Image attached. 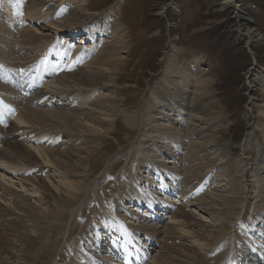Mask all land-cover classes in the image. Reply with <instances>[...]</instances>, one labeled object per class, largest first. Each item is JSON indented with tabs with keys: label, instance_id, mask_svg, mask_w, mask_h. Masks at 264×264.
<instances>
[{
	"label": "rangeland",
	"instance_id": "1",
	"mask_svg": "<svg viewBox=\"0 0 264 264\" xmlns=\"http://www.w3.org/2000/svg\"><path fill=\"white\" fill-rule=\"evenodd\" d=\"M55 1H49L46 6H51ZM87 1L86 5H82L79 8L76 4H71V6L82 10V13H84L90 21L92 18H98L100 14L104 13L107 8L117 0ZM223 1L224 0H121L117 22L119 24V34L123 35L125 41L123 45L119 42L116 43L109 35H96V39L93 43H82L81 45L80 43H76L77 39H74V42H72V40L67 41L69 44L68 47L70 49L72 48L71 60L73 61L75 60L74 57H76L73 50L76 48L82 50V48H84V52L81 53V57H83L80 59V62L78 61L75 63V65L79 66V69L83 68V71L95 67L103 68V66H101L102 63H93L96 62L94 58L105 50L108 52L109 50L119 48V51L114 54L115 56L110 58L112 64L118 63L117 69H112V72H114V80L108 84L106 89L102 88V93L100 92L101 94L104 92L111 98L116 99L115 107L111 111L110 116L104 118L101 116L103 119H108L107 121L112 131L108 135H102L101 139L100 137L93 139L95 142L98 141L104 145L103 147L98 145L99 147L97 146V149L93 147L87 150L85 148L87 146V141L76 140L68 142L67 140L70 139L69 137L65 138L64 141H57L58 143H64L61 147L53 145L52 141L49 140V144H52L49 149L65 152L67 160L72 161V164L76 163L75 166L77 169L83 166L88 170L89 163H95L96 169L91 172L93 175H90L91 178L88 180L89 184L92 183L91 185H93L104 172H106L108 176H112L113 182L110 181V183L104 182L101 184L102 191L107 195L94 201L93 204L97 205V210L100 209L98 207L99 204H109L110 196L112 195H118L123 198L125 188H129L135 191V194L139 195H142V190L152 193L155 188L149 184V179L147 178L150 174H153L150 173V170L155 173L156 168L162 173L163 177L169 176V173L177 174L174 181L171 182V180L168 179V182L173 183L174 192H169L167 188L165 190L166 194H176L181 189L183 180H187L181 179L180 175L182 171H177L178 163L182 160L181 163H184L186 166L197 167L199 170H197V168L195 169L196 174H202V171L206 168H204L205 163L200 162L203 160L199 158V155L204 152L199 153V155L196 153L192 161L184 157L190 141H187L182 136V133L179 134L176 130L171 129L177 128V122L169 123L166 121V117L170 116V118L173 117V120H176L178 117L177 113L181 114L179 116L182 118L184 124L190 123L191 116L195 114L199 117L198 119H200V122L192 119V123H196L198 128H203V126L206 127L208 124H213L212 126H214L212 136L203 138V140H211V138H213L222 141L221 143L223 144H221V148L224 149V153H226L225 155L224 153L222 154V159L223 162L230 160L231 167L229 168L237 180V185L233 190L238 193L237 201H239L243 207L239 214L234 211L230 203H228L229 205L227 203L226 205L223 203L218 204V202L208 199L209 202H207L203 196H198L201 195V193L195 195L189 194V196L192 197L189 198L193 201L198 199L196 202H202L206 207L210 206L207 207L209 210L211 207L217 209L220 206L221 208L219 207L218 209L222 212L221 216L224 217L225 220L228 216L230 218L227 219L226 224H213L212 218H207L206 211H202L195 205H191L189 208H186V210L187 212H194L190 214V217H187V221H206L203 227L199 230L198 228H194V230H198L201 237H207V242L211 241L210 239H212L213 234L216 232V234L226 232L225 234L228 238L226 243L228 255L226 256L224 264H236V261L229 257L233 256V248L234 250H240L241 253H244L243 256H239L238 254V260H236L239 264H264V236H262L264 233V207L260 209V206L264 205V102L261 100L264 92V0H233V2L222 3ZM24 7V4H22L20 9ZM3 17L4 12L0 10V34L7 39H11V43L15 45L19 39L20 32L27 33L29 37H36V33H38L39 36H52L57 34V38L61 35L50 30L39 31L41 30L39 23L33 22L35 25L27 27L26 24L23 23L24 17H22L21 14L15 15L14 20H5ZM69 22L72 21H68L64 25L69 24ZM87 22H85V24ZM72 29L74 33V30L76 31L78 28ZM246 34H250L251 38L249 39ZM63 35L65 36V32ZM75 36H72V39ZM88 36L89 35L86 34V37ZM54 41L56 40L54 39ZM58 41L59 46H67L65 45L66 42L63 41V36L60 37ZM80 46L82 47L80 48ZM102 47H104L105 50H103ZM46 52V50L45 52L42 51L40 58H35L37 64L33 63V65H27L28 70L23 69L22 71L19 69L21 67L15 69L13 66H4L1 65L0 62V67H2L6 73V80L2 78H0V80L5 81L8 85H12L11 83L15 80H23L22 78H24L27 73H33V77H28L27 81L30 80V82L34 83L35 87H39L38 83L36 84V80L38 82L40 81L41 87L39 88L52 90L46 88L45 83L46 81L54 80L57 73L54 70H50L51 68H49L47 63V65L42 63V60L45 58V55L42 54ZM51 60L54 61L56 59L51 58ZM173 61L176 62L175 66L176 64L180 66L183 64H191L192 62L195 63V70L192 75L198 76V82H202L206 85L204 88L201 87L200 90L202 94L207 96L205 100H203L207 103L204 110L193 112L189 107L192 104H190L189 100L187 103L184 98L182 103H184L183 105H187L188 109L182 110L176 108V111H171L169 108L170 101L164 103L157 96V90L164 87V80L162 78L167 72H169V79L172 85L177 86L179 89L181 87L179 82H177L178 78L176 77L177 70L175 66H170L165 70V67L172 64ZM62 62L65 63L66 60L62 59ZM253 62L255 66H253ZM37 66H40L38 70L36 69ZM35 69L36 71H34ZM40 69L45 72H42L40 76L34 75V72L40 73ZM11 73L13 77H15L14 79L13 77H7V75ZM190 81L192 82L183 86L184 94L190 95L189 92L195 89L193 86V82L195 81L192 77ZM58 84L59 83H52L50 86L53 88L63 86ZM190 89L192 91H189ZM166 90L168 93H171V86L167 87ZM178 91L174 94L172 93L170 95L171 97L168 98L177 104L181 103ZM82 95L83 93L75 94L72 101L69 102H78L76 105L94 111L90 103L92 104L94 101H98V94L92 92L85 96ZM61 96L64 97L63 95ZM61 96L59 99H62ZM76 99L79 100L77 101ZM102 103L108 104L107 101H103ZM166 103H169L168 108ZM175 103L174 105H176ZM174 105L171 106V108H173ZM15 111L18 113V110L15 109ZM159 111L162 113H159ZM93 113L97 115V112ZM154 116L156 121L152 123L149 119L152 120L151 117ZM11 120L12 117L10 116L9 121ZM209 120L210 122H208V124H203V122ZM145 123H147L146 126H144ZM159 124L163 126L160 127ZM150 126H152L153 129L149 128ZM55 136L57 138L62 135L59 134L58 136V134H56ZM45 138H41V141H44ZM47 138L45 142L48 141ZM70 140H72V137ZM24 143L27 144L28 142L24 141ZM1 144H3V142ZM49 144L47 142L44 144V147L47 148ZM19 149L21 150V148ZM198 150L200 149L197 148V150L195 149L193 151L197 152ZM90 155H92V157L89 158V162L86 163L84 159L87 160ZM119 157L125 160L123 165L117 168L115 167L113 170L111 167V173L108 172V167L111 166L113 161H117ZM240 157L242 158L240 159ZM239 160H243V162ZM78 161H81V163H78ZM126 165H129V167L131 165V167L124 170V168L127 167ZM153 168L154 170H152ZM53 169L57 170L55 166H53ZM120 171L122 173L127 171L128 177L127 174L119 175L117 172ZM1 172L4 173V178L7 180L3 181L7 188V193H12L16 196L17 202L27 201L30 203L32 210L43 215L45 220L48 218L46 221L50 222V225L45 226V230L48 234H46V236L48 237L42 239V241L47 242L33 241L30 246L25 240L13 234L7 235L8 232L5 233L6 231L4 228L9 226L7 224L8 222L2 221L4 224H0V230H2L0 234L3 230L5 231L3 232L5 236L7 235V237L4 236L5 247L8 252L11 253L4 255L5 258L3 257V259L0 258V264H23V260L21 259L23 255V257L29 260L28 264H45L51 251V245L55 244V242L56 245L59 244L57 248L58 259L55 253L53 257L55 263L59 261V258L61 260L59 264H67L70 258L73 260L74 258L79 259L73 256L74 251L78 247L75 243V237L79 236V234H75L76 229L68 233L71 220L76 216H81L80 226L77 227L78 229L84 226V223H87V226L90 225L91 228L94 229L93 234L99 232L102 235V240L100 241L103 244L101 247L102 250L99 248L95 249V243L93 246H90L91 243L89 242L88 245V250L90 252L97 253V255L94 254L95 257H102L105 254V247L108 244H110V246L114 245L115 249L112 247L113 253L118 257L120 256L119 252H121V250L119 249L120 245L117 240L121 242L123 239L122 235L117 232L122 239L120 237L117 238L116 234L106 231L107 227L105 229L101 228L102 231H100L101 229L92 221L91 216L94 214L92 213L94 209L92 207L84 209V205L87 204L88 206L93 198L92 191L89 188L79 196L80 198L77 199L76 203L68 201L64 203L67 197L63 200L59 198L56 205L50 200H47L52 203L51 207L53 211L61 210V208H58L60 205L59 202L64 203V207L62 206L63 209L61 210L63 213L66 211L64 216H62L63 213L60 214L61 216H56L54 214L51 216L52 213L46 206L48 203L44 200H37L39 199V194L32 195L30 191H25L24 188H21V185H23V187L31 189L22 180H19V175H13L6 169L0 171V173ZM30 174L31 171H27L26 175L28 176ZM48 174L49 173H41L39 176L48 181L46 179ZM51 176L49 177L50 179L52 178ZM119 176L127 182L119 180ZM212 176V173L203 176L202 183L209 187H213L220 181H223L221 177H216L210 182L207 181L210 180ZM108 180L111 179L108 178L105 181ZM166 182L167 180H165V183ZM206 182H209V184ZM47 185H49L51 190H54V187L49 184V181ZM217 188H220L222 191V187ZM155 193L158 194L156 195L157 198L164 199V194H162V192L158 193L157 190ZM129 194L130 198H135L131 193ZM222 194L227 195L226 192ZM148 201L150 200L147 199L146 194L140 198V204L138 205L132 204L123 198V200L120 201L122 202L123 211H118V215L129 211L126 214L130 215V217L132 214L139 213L134 220L124 219L126 224L130 223V226H124L125 228H129L136 242L140 240L149 247V250H145V254L147 253L148 257H145L142 264H147L152 258H156L161 264H190L191 261L193 262L195 259V254L193 252L194 247L188 240H180L179 242L181 243L179 244L181 245L178 248V243H162L163 234H159V237L157 235V237L153 236V238H149V236L147 237L145 234L138 235L134 233L137 226L148 227L149 224H154L158 221H161L159 223L161 225L160 230H164L170 212L182 203L176 196H168V203H174L175 205L170 209L163 204V206H158L157 209L154 208V211H159L161 213L156 217L153 215L152 207L148 204ZM236 208H238V205L235 206V209ZM3 209L5 210L0 211V219L4 218L3 212H12L8 208L6 210V206L3 207ZM82 209H84L82 215H77V212H81ZM71 214H73V216H71ZM101 218L107 221L108 215L105 214V216H101ZM225 220H223V223H225ZM89 222L91 223L88 225ZM261 222H263V224H260ZM208 223L213 226H209ZM250 224L251 227L248 228ZM24 227L27 228L25 229L27 232L31 230L27 223L26 225L24 223ZM224 229L226 230L224 231ZM200 233H203L204 236ZM90 237L92 240L94 239V236L90 235ZM157 238L160 241H158ZM113 239L115 242L110 243ZM222 243L223 242L218 244L216 248L221 246ZM63 246L66 247V249L63 251V255H60ZM72 246L74 247L72 248ZM128 248L130 250L131 246ZM78 251V256H80L83 248L78 249ZM9 256H11L12 259H10L11 257L9 258ZM89 258H91V256L87 257L86 261ZM111 258L115 259V257ZM131 258H133V254L127 259V264H131L129 262ZM120 259L122 264H125L123 258L120 257ZM107 261L108 262L104 264H110L109 259H107ZM203 263L204 262H201L200 264Z\"/></svg>",
	"mask_w": 264,
	"mask_h": 264
},
{
	"label": "bare ground",
	"instance_id": "2",
	"mask_svg": "<svg viewBox=\"0 0 264 264\" xmlns=\"http://www.w3.org/2000/svg\"><path fill=\"white\" fill-rule=\"evenodd\" d=\"M49 1L51 0H23L22 4H24L25 7L20 9V6L19 7L17 6L19 0H0V10L4 12L3 19L5 20L8 19L14 20L15 15L22 13L21 16L24 17L23 23L26 24L27 27L35 25L34 23H39L40 25L39 27L41 29L39 31L50 30L53 31L54 33L62 34L66 30L79 27L81 30L86 29L87 30L86 33H88L91 39H93V37H95L96 35H100V36L109 35L115 40L116 43L119 42L121 45L124 44L125 41L123 39V35L119 34V24L117 22L118 12H119L118 10L120 7L121 0H117L114 4L109 6L104 13L100 14L98 18H93L90 21L88 20V17L84 13H82V10L76 9L77 7L75 8L71 6V4H76L78 5L79 8L82 5H86V2H88L87 0H56V1L54 0L55 2L51 6H46ZM231 1L232 0H224L222 3H228ZM43 7L46 9H44ZM68 21H72V22H69V24L64 25ZM85 22H87L86 23L87 25L85 24ZM81 27L84 29H82ZM36 34H37L36 37L34 36L29 37L27 33L20 32V36L16 42L17 43L16 45L14 43L13 44L11 43V39H7L6 37L0 34L1 65L9 66V67L13 66V68L16 69L22 67L23 65H31V64L33 65V63L37 64V62H35V58L39 59L40 54L42 53V51L45 52V50L47 52L45 54L43 53L42 55H45V57L52 55L55 58H57L56 60L54 61L51 60L49 63H47L49 68H51L50 70H54L57 73V76L54 78V80L52 79L46 81L45 83L46 88H50L52 90H45L43 88L35 87L34 83L27 81L28 77L31 76L33 77V73L32 74L27 73L25 77L22 78L23 80H15L14 82L11 83L12 85H8L5 81L0 80V92H1L0 93V171L6 169L13 175H19V180H22L31 189H27L23 187V185H21V188L22 189L24 188L25 191H30L32 195L39 194V199L37 200H44L45 202L48 203L46 206L52 213L51 216H53V214L56 216L62 214L63 211L61 210L63 209L62 206L64 207V203H66L67 201L76 203L77 199L80 198L79 196L87 188H89L92 191L91 193L93 194V198L91 201L92 203L90 202L88 206L87 204L84 205L85 207L84 209H89L90 207L94 209V211H92V213L94 214L91 216L92 221L97 224V227L99 229L101 228L105 229L107 227L106 231H110L113 234H116L117 232L120 233L122 235L123 241L127 244L126 247L122 246L123 249L121 248L123 253L122 256L118 257L116 254H114L112 251L113 250L112 247H114L115 249V246L114 245L110 246V244H108L105 247L106 249L105 254L102 257L100 256L95 257L94 254L97 255V253L90 252L88 250L89 249L88 245L89 242L91 243L90 246H93V244L95 243L96 244L95 249L96 248L101 249L103 245L100 242L102 240V235L98 232H96V234H93L94 229L91 228L89 223H88L89 226L86 225L87 223H84L83 224L84 226L78 229L77 227L80 226L79 224H80L81 216H76L73 220H71L70 229L68 233L76 229L75 234L76 235L79 234V236L75 237L76 238L75 243L78 245V247L75 245L77 248L74 251V255H73L78 257L79 259L74 258L73 260L72 258H70L67 264H104L105 262H108L107 259H109L110 264H122L120 257L123 258V262L127 264L126 261L127 259H129L131 254H133V258L129 260L131 264H142L144 262L145 257L147 256V253L145 254V250H149V247L144 243H142L139 239H138L139 242L135 241L134 243L133 241L134 239L129 228H125L124 226V225L130 226V223L126 224L124 222V219L134 220V218L137 217L136 215H139V213L132 214V216L130 217V215L126 214L129 211H126V213L123 212V214L121 215H118V211L120 210L123 211L122 202H120L121 200H123V198L132 204L138 205L140 204V198L143 197L145 194L147 196V199L150 200L148 201V204H150V206L152 207V212L154 213L153 215H155L156 217L159 216L161 213L159 211H154V208L157 209L158 206L165 205L167 208L170 209L172 206L175 205L174 203L173 204L168 203L167 201L168 196H176L182 203H180L176 207V209H173L172 212H170V216L166 224L167 228L164 227V230L162 231L160 230L161 225L159 223L161 221H158L154 224H149L148 227L137 226L135 228L134 233H137L138 235L145 234V236L147 235V237L149 236V238H153V236L157 237V235L159 237V234L160 235L163 234L162 243L171 242L173 244H177V243L179 244L181 243L179 242L180 240H188L191 243V245L194 247L193 252L195 254V259L193 260V262L190 260L191 261L190 264L191 263L200 264L201 262H204L203 264H224L226 256L228 255V250L226 245L228 238L226 237L227 236L225 234L226 232L219 234H216L217 233L216 232L215 234H213V236L211 235L212 236V239H210L211 241L207 242L206 240L207 237L206 238L201 237L198 233V230L205 225L206 221L205 222H203V220L202 221L196 220L197 222L187 221L188 219L187 217H190V214L194 212V211L187 212L186 210V208H189L191 205H195L198 209L202 211H206L207 218H212L213 224H220V225L226 224L227 219L230 218L228 216V218L225 220V218L221 216L222 212L218 209L220 207L219 205L217 209L211 207L209 210L207 207L210 206L206 207V205L202 204V202L201 203L196 202L198 199H195V201H193L192 199L189 198L191 197L189 196V194L195 195L197 193H201V195L198 196L200 197L203 196L205 200L208 199L210 201L218 202V204L223 203L225 205L226 203L227 204L230 203L231 206L234 208V211L238 212L239 214L243 207L240 204V202L237 201L238 193L235 190H233L237 185L236 183L237 180L233 176V173L229 168L231 167L230 160H226L225 162H223L222 159L223 157L222 154L224 153V149L221 148V144H223L221 143L222 141L213 138H211V140H203V138L206 137L209 138L210 136H212V131L214 126H212L213 124L212 125L208 124L210 120L203 122L204 125L208 124L206 125V127L203 126V128L201 127L198 128V125H196V123H192V119L200 122V119H198L199 117H197L195 114L191 116L190 123L188 122L184 124L182 118L179 116L181 114L177 113L178 117L176 120H173L172 116H171L172 118H170V116L166 117V121H168L169 123L177 122V128L175 127L171 129L176 130L177 132H179V134L182 133V136L187 141H190L184 157L192 161L194 160L193 158L196 156V153L199 155V153L204 152L203 154L199 155V158L203 160L200 162L205 163L204 168H206L202 171L203 172L202 174L200 173L196 174L195 169L197 167L186 166L184 165V163H181L182 160H180L177 166L178 168L177 171H182L180 175L181 179H187V180L186 181L183 180L181 184V189L176 194H171L174 192V186L173 183L171 182L175 180V176L177 174L169 173L168 174L169 176L163 177L162 173L157 171L155 172V176L153 174H150L149 177L147 178L149 179V184L153 188H155L154 191H152V193H150V191L145 192L144 190H142L141 191L142 195H139V194H135V191L129 188H125V193L123 194V198L118 195H112L110 196L109 204H99L98 202L99 204L98 207L101 209V211L100 209L97 210V205L93 204V202L95 200H98V198L101 199L104 197V195H107L101 189L102 183L104 182L110 183V180L105 181L108 179L106 175L107 173L104 172L103 174H101L100 178L96 180L93 185H91L92 183L89 184L88 180L93 175L91 172L96 169L95 163L92 164L89 163L88 170H86V167L83 166H81L82 168L77 169V167L75 166L76 163L72 164V161L67 160L66 158L67 155H65V152L53 151V149H49L52 145L49 144V140H51L53 145L57 147L63 146L64 143L62 142L58 143L57 142L58 140L53 138L52 135H54L55 132V134H58V136L59 134H61L64 138L69 137L71 139L72 137V140L70 139L67 140L68 142L71 141L73 142L76 140L87 141L86 143L87 146L85 147L87 150L93 147L97 149L98 145H100V147L104 146L103 143H99L98 141L95 142L93 139H96L98 137H100L101 139L102 135L103 136L108 135L112 131L107 121L108 119L106 120V118L105 119L103 118L110 116L111 111L115 107L116 99L111 98L109 95H107L104 92L103 94H101L102 93L101 91H103L102 88L106 89L108 84L110 82H113L114 80L113 78L114 72H112V69L118 67V63L112 64L110 58L115 56L114 54L119 51V48H115L107 52V50L104 49L105 46L102 47L103 50L105 51L100 53L96 58H94L96 62L93 63L97 64V62H100L102 63L101 66H103V68L95 67L83 71V68L79 69V66L75 65V63L78 61L80 62V59L83 57V56L81 57V53H83L84 50L81 49L79 50L77 48L73 50L74 54H76V57H74L75 60L73 61L71 60L72 48L70 49L68 46L66 47L59 46L58 40L52 42L53 36L55 34L52 36L50 35L48 36L47 34H46L47 36H39L38 33ZM246 35L249 39L251 38L250 34H246ZM72 36H75V34L73 33ZM83 36L84 35L81 36L76 34V36L73 37V39L76 40L77 38H80L81 40L82 39L81 37ZM69 39L72 38L70 37L65 38L66 41H69ZM81 41L77 43H81ZM62 59L63 60L65 59L66 62L63 63ZM175 63L176 62L173 61L172 64L165 67V70H167L166 68H169L170 66L174 67ZM194 64H195L194 62H192L191 64H183L180 66H177L176 64L175 66L177 70L176 77L178 78L177 82H179V85L181 86L180 89L177 86L172 85V82L169 79L170 76L169 72L167 73L164 72L165 75L162 78L164 80L163 83L164 87L157 90V96L164 103L170 101L169 108L171 109V111H176L175 110L176 108H180L182 110L188 109L187 105H183L184 103H182L184 101L183 100L184 98L186 99L187 103L189 100L190 104H192L189 107L191 110H193V112L204 110L205 106L207 105L206 101H203L207 96L202 94V92L200 91L201 87L204 88L206 85L203 84L202 82H198L199 79L198 76L192 75L193 71L195 70ZM38 68L36 69L38 70ZM36 69L34 71H36ZM26 70H28V68H26ZM42 72L44 73L45 71H41L40 69V73L34 72V75L40 76ZM5 76L6 73L4 69L0 67V78L6 80ZM191 77L195 81L193 82L194 84L191 83L193 84L195 89L193 91L190 89L189 91L192 92H189L190 95H187L184 94L183 86H186L188 85L189 82H192L190 81ZM52 83H59L60 85L63 86L58 88H53L50 86ZM169 86H171L172 88L171 93H168L166 90V88ZM177 91L179 92V96L181 100V103L178 104L168 99L171 97L170 95L172 93L174 94ZM92 92L98 94V98H99L98 101L96 102L94 101L92 104L90 103V105H92L91 108L94 109V111L92 110L90 111L88 110L89 108L76 105L74 104L75 102L74 103L68 102L62 104L60 103L62 99H59V97L61 95H63L64 97L66 96V98H69L70 101H72L75 94L83 93L82 96H85ZM47 94L50 96L48 97ZM261 100L264 102V92L261 97ZM103 101L105 102L107 101L108 104L102 103ZM174 103L176 105H174ZM168 104L169 103H166L167 108H168ZM173 105L174 107L171 108V106ZM15 109L18 110V113L15 111ZM93 112L95 113L97 112L96 113L97 115H95ZM159 113L162 112L159 111ZM10 116L12 117L11 121H9ZM101 116H103V118ZM151 119L152 120L149 119V121L152 123L156 121L155 116L151 117ZM146 124L147 123H145L144 126H146ZM159 126L162 127L163 125L159 124ZM149 128H152V126H150ZM46 134H49L47 135L48 138L46 137L48 139V144H49L47 148L44 147V145L43 146L40 145L39 142L41 136H44ZM24 141L28 143L26 144L24 143ZM2 142L3 144H1ZM19 148H21V150ZM197 148L200 149L198 150L199 152L198 151L194 152L193 150L195 149L197 150ZM225 154L226 153H224V155ZM91 157L92 155L88 156L87 160L84 159V161L88 163L89 158ZM241 158L242 157H240V159ZM124 162L125 160L122 158L117 159V161L113 162L111 166L108 167L107 169L108 172H110L111 167L113 170L115 167L117 168L123 165ZM241 162H243V160ZM78 163H81V161H78ZM53 166H55L57 170H54ZM128 167L129 165L125 167L124 170H127ZM197 170L199 169L197 168ZM27 171H31V174L28 176L26 175ZM41 173H49L46 179L49 181V184H51L54 187V190H51V188H49V185H47L48 181H46L45 178H41L39 176ZM211 173L213 174V176L211 177L210 181H213L216 177L218 178L221 177L223 181H220L216 186L213 187L204 185L202 183L204 178L203 176L209 175ZM3 174L4 173L2 172L0 173V211L5 210L3 209V207L5 206H6V210L8 208L9 210L12 211V212L6 211V213L3 212L4 218L0 219L1 221L0 224L2 223V221H5L8 222L7 224L9 225L8 227L4 225L6 227L4 228L6 232L4 230L3 232L5 233L8 232L7 235L13 234L16 237L25 240V242L30 244V246L33 241L34 242L42 241V239L48 237L46 236L47 232L45 230V226L50 225V222L46 221L48 218H46L45 220V217L43 215L34 212L32 210V206H30V203H28L27 201L17 202L16 196H14L12 193H7L6 191L7 188L3 183V181H7V180H5ZM123 174H127L128 177L127 171L123 172ZM50 176L52 177L51 179L49 178ZM168 179L171 180V182H168ZM119 180L123 182H127L122 178ZM165 180H167L166 183ZM217 187H222V191L220 188ZM166 188L169 190V192H171L170 195L165 193ZM157 190L158 193L162 192V194H164V199H160L156 197V195H158L155 193L157 192ZM223 192H226L227 195H223L222 194ZM129 193H131L135 198H130ZM66 197L67 199L65 200L64 203L59 202L60 205L58 206V208H61V210L53 211L51 204L54 203L56 205V203L59 201V198L63 200ZM47 200H50L52 203ZM208 200L207 202H209ZM235 203L236 205H238V208L236 209H235L236 206ZM260 207H261L260 209H262L264 205ZM84 209H82L81 212L78 211L77 215H82ZM65 212L62 214V216H64ZM105 214L108 215L107 221L101 218V216H105ZM223 220H225V223H223ZM24 223L25 225L27 223L28 227L31 229L29 232L25 230L27 228L24 227ZM251 224L248 226V228L251 227ZM260 224H263V222H261ZM208 225L213 226L210 225L209 223ZM194 228H198V230L195 231ZM225 230L226 229H224V231ZM1 231L2 230H0V232ZM3 232L0 234L1 259H3L4 255L11 253L8 252L7 248L5 247V238H4L5 235L3 234ZM200 234L203 235V233ZM7 235L5 237H7ZM90 235L94 236L93 240L90 237ZM262 236H264V233ZM113 241L115 242L114 239ZM158 241L160 240L158 239ZM42 242L44 243L47 241H42ZM221 242H223L222 243L223 245L221 244L220 247L216 248V246ZM180 245L181 244L178 245V248ZM58 246L59 244L56 245V242L55 244L51 245V251L47 258L48 260L46 261L45 264H59L61 262L59 258V261L55 263L53 258L54 253L55 256H57ZM129 246H131L130 250L128 248ZM73 247L74 246H72V248ZM82 248H83L82 254L78 256L79 255L78 249H82ZM65 249L66 247L63 246L62 250L60 251V255H63V251H65ZM238 254L239 256H243L244 253H241L240 250H234L233 248V256H229L230 259L233 258L234 261H236V264H239V262H237ZM23 256L21 257V259L23 260L22 263L28 264L29 260H27L26 257ZM89 256H91V258H89L86 261V258ZM10 257L11 256H9V258ZM111 257H115V259ZM10 259H12V257ZM147 264H161V263L157 261L156 258H152Z\"/></svg>",
	"mask_w": 264,
	"mask_h": 264
},
{
	"label": "snow or ice",
	"instance_id": "3",
	"mask_svg": "<svg viewBox=\"0 0 264 264\" xmlns=\"http://www.w3.org/2000/svg\"><path fill=\"white\" fill-rule=\"evenodd\" d=\"M22 3H23V0H19V3H18V5H17V6H18V7H19V6H21V5H22ZM20 14H22V13H20Z\"/></svg>",
	"mask_w": 264,
	"mask_h": 264
}]
</instances>
